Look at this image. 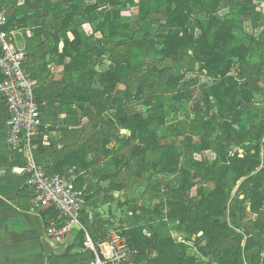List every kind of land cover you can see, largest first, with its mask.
Returning <instances> with one entry per match:
<instances>
[{
	"label": "rangeland",
	"instance_id": "374dc122",
	"mask_svg": "<svg viewBox=\"0 0 264 264\" xmlns=\"http://www.w3.org/2000/svg\"><path fill=\"white\" fill-rule=\"evenodd\" d=\"M90 2H96L99 10L87 23L80 22L85 23L79 30L83 48L95 44L107 48L106 55L97 56L100 63L95 71L115 69L114 60L125 61L132 50L144 57L135 69L124 70L127 75L117 87L119 92L101 101L102 108L88 106L85 118L78 112L88 135H103L110 144V152L98 157L100 172H92L90 179L99 180L115 159L123 165L117 175L120 190H110L109 182L104 183L106 188H100L84 210L93 208V219L107 223L104 229L111 232L104 237L107 242L120 230L136 251L143 236L161 233L185 243L186 254L202 261L196 249V244L205 247L207 242L201 224H192V213L174 220L170 212L180 205L203 204L213 192L212 210L221 212V205L227 206L220 195L224 189L230 200L237 197L242 182L237 181V160L253 156L252 144L243 147V141L252 134V124L264 121V0H204L197 6L182 0ZM59 4L61 0L51 5ZM100 28L105 31L97 32ZM168 32L184 47L182 53L163 52ZM208 43L218 46L213 54ZM234 46L243 48L240 61L232 57ZM211 58L213 69L208 71ZM241 61L251 66L241 72L251 77L245 90L238 76ZM228 113L231 117L226 118ZM136 114L155 121L164 150L161 158L150 155L148 160L157 167L139 170L138 158L130 153L137 142L129 137L124 122ZM259 138L263 142L264 133ZM254 151V158L259 156V164L264 165V143ZM146 257L154 259L157 253L147 250Z\"/></svg>",
	"mask_w": 264,
	"mask_h": 264
},
{
	"label": "trees",
	"instance_id": "16d2710c",
	"mask_svg": "<svg viewBox=\"0 0 264 264\" xmlns=\"http://www.w3.org/2000/svg\"><path fill=\"white\" fill-rule=\"evenodd\" d=\"M182 1L195 6L204 2V0ZM109 3L112 5L120 4L119 0H109ZM98 8L99 5L95 3L85 6L84 12H80L79 7L76 6L73 7V11L67 12L63 10L61 6H55L53 9V7L50 5L47 10L49 12L51 11L53 22L49 25V28L46 29L48 30L47 33L42 32L37 36L39 41H43L38 47H42V45L48 41L58 44L59 33L64 31V29L71 28L70 30L74 34V40L72 42H69L68 40L64 41L65 46L61 57L64 58L69 56L72 58V61L64 66V70L66 73L70 74V77L75 73H78L79 80L75 81V79H71V81L67 83L64 88L58 90L59 95H57V97H61L64 105H77L79 110L83 113L82 118L89 116V114H87L88 106L94 108L99 105L100 108H102L103 104L101 101L115 93H118L119 91L117 87L119 84L124 82V79L127 75L124 74V70L129 72L135 69L144 57L143 54L141 55L138 53L139 51L132 50L130 55L124 56L126 57L125 61L122 59L120 62L118 58L114 60L116 63L115 69H109L104 72L95 71V67L100 63V59L97 58V56L106 55L107 48L105 46H93L84 52L80 51V45L83 43L84 39L83 35L78 30L76 23H79V19H81L79 17L83 16L84 14L90 16ZM172 12H175V10H172ZM246 15H248L247 12ZM82 18L86 21L88 19L84 16ZM173 22L174 19L168 20L167 23L168 25H171ZM14 27L15 20H10L8 28L14 29ZM97 31L104 32L105 30L104 28H100V30ZM44 34H46L45 40L42 39ZM165 35L166 43L163 48V52L167 54L177 53V55L178 53H182L184 47L177 43L175 34L168 32ZM208 47L210 48V53L213 54L218 46L208 43ZM135 48L138 49V47ZM231 50L236 52L233 53L232 57L240 61L243 48L240 46H234V48ZM54 52L55 49H53L52 53ZM209 63L210 67L208 66L207 69L208 71H212L214 60L211 58ZM241 63L242 65H240V72L238 76H241V86L243 90H245L248 87L247 82H249L251 77H243L241 72L245 69V67L249 68L251 66L249 64L245 65L244 61H241ZM27 65L28 54L26 68ZM228 70L229 69L226 68L221 76H226ZM36 97L41 109L44 99L39 94H37V92ZM239 107L240 106L236 107V109H238L237 113L242 116V112L239 111ZM230 115L231 114L229 113L226 114V118L231 117ZM154 123L155 121L152 117L144 118L139 114H136L135 117L131 119L129 118L124 122V128L131 132V138L137 142L130 150V153L135 158H138L137 165L139 170H143L145 168L148 169V167H157V163L149 162V156L154 155V157L160 156L161 158V152L164 150L160 144L158 130L155 128ZM251 131L252 134H248V139L243 141L242 146L248 147L249 144H252L251 154L253 156L249 157L246 154V156L243 158H238L237 160V181L242 180L238 189L237 197L230 200L228 189H224L220 195L222 197V201H224L227 206H225L223 203L221 205V212H214V210H212L215 208V206L212 204L213 195H216L214 192L211 194V196H208L207 200L203 204H199L191 208L180 205L181 208L170 212V217L174 220L177 217L184 220V217H186L188 213H192V224H201L200 229L203 232V240H206L207 242L205 247L196 244V249L202 256V261H198L196 258L189 257L186 254L188 248L185 243L177 242L170 236H164L161 233H157L153 234L151 238L143 236V241H139L138 244L140 245L136 249V253L133 256L134 264H244L245 260L248 264H264V260L262 261L261 258V250L263 247L261 239L264 238V165L261 164V162L259 164V156L254 158V150L256 149L259 151L264 143L259 138L260 135L264 133V121L259 123L255 122L252 124ZM40 140L41 139L38 138L35 141V144L37 145L35 154H38L42 148ZM108 145L109 141L103 135H93L90 138H87L84 143H82V155L79 154L78 157L76 153L72 154L60 162V164L56 166L54 172L50 173L47 171V173L67 175L66 172H62L61 169L64 165L68 164L72 160L73 155L82 161L87 153L93 151L96 158L98 159L100 155L110 152L109 148H107ZM166 159L167 156L164 158V163H166ZM81 164H83L82 167L85 170H88L90 167L82 162ZM122 166L123 165L121 161H117L116 159L106 165V168L111 170L106 169V171L109 173L105 171L104 175L102 176V180L110 181L108 189L114 191L120 190L121 186L117 184V175L123 171ZM97 172H100V170L98 169ZM140 175V173H137V176ZM76 185L81 188L86 187V203L96 196L93 190L89 188L90 186H88L83 175L77 176ZM247 205H249L251 213L257 215L256 221L251 222L253 227L252 229L258 231L256 237H254L252 229H244L241 225L248 215L246 208ZM219 206V204L216 205V208ZM224 210L228 211L227 216H224ZM46 213V211L42 212V214ZM51 215L55 216L54 213H51ZM238 221H241V223ZM106 227H108L107 223L102 221L101 223L95 222L89 228L90 231L93 230L91 237L97 248L99 244L107 242L104 237H108L111 234L109 230L104 229ZM235 229H238L241 232H236L234 231ZM117 232L122 236L126 235L120 230H117ZM76 235L77 237H74L71 243L64 245H67L69 248L74 246L80 251L76 255H72V257L69 256V264H89L94 258V255L92 252L86 251L84 249V232L78 231ZM245 238V245L242 246ZM147 250L155 251L157 253V257L148 260L146 257Z\"/></svg>",
	"mask_w": 264,
	"mask_h": 264
},
{
	"label": "crops",
	"instance_id": "0c3cea01",
	"mask_svg": "<svg viewBox=\"0 0 264 264\" xmlns=\"http://www.w3.org/2000/svg\"><path fill=\"white\" fill-rule=\"evenodd\" d=\"M48 2L53 4L56 3V0H0V8L7 12L10 20H15L14 30L17 35L18 47L28 54L26 72L36 81V92L44 99L41 105L43 128L39 136L42 148L38 154L34 153V160L46 172L51 173L65 158L74 153L78 157L79 154L82 155V143L93 135H88L86 124L81 122V117H78V112H81L79 107L75 104L64 105L61 97H57L58 90L64 88L71 79L79 80L78 73L70 77V74L64 70V66L69 64L72 58L61 57L65 46L64 41L72 42L74 40L71 28L64 29L59 33L58 44L48 41L42 47H38L43 41H39L37 36L42 32L47 33L46 29L53 22L51 11L47 10L51 5ZM95 3H91L90 0H61L62 6L60 4L58 6L67 12L73 11V7L76 6L79 7L80 12H84L85 6ZM51 7L54 9L55 6L51 5ZM98 10L99 8L96 11ZM94 13L90 16L85 14L83 16L93 18ZM83 16L79 17L81 19L78 18L79 23H76L78 30L88 22L80 23L81 20H84ZM45 35L42 36L43 40H45ZM82 44L80 45L82 52L93 46H105L95 44L83 48ZM53 49H55L54 53H52ZM109 69H112L111 66ZM115 94L111 96L113 97ZM7 120L8 110L0 98V264H69V256L72 257L80 251L74 246L71 248L67 245L56 246L46 236V225L42 217L43 210L34 208L33 193L26 186L27 176L13 171L14 168L25 166L26 161L24 157L14 154L8 146ZM127 131L131 138V132L128 129ZM109 146L110 144L107 148H110ZM78 157L73 155L72 160L62 167V172H66L69 176L83 175L90 186L89 188L98 196L99 189L106 188L102 185L108 182L110 184L109 180L103 181L102 177L99 180L90 179L92 172L97 175L96 171L101 165L100 161L94 158L93 151L87 153L82 161ZM81 162L90 166L88 170L82 167ZM246 208L248 215L241 225L244 229L246 226H250L252 229L251 222L256 221L257 215L251 213L249 205ZM91 210L93 208L84 210L81 215V229L74 231V237H77L78 231H82L85 239L87 237L92 239L93 230L90 231L89 228L96 220L93 219ZM239 222L241 223V221ZM237 232L241 231L237 230ZM252 232L256 237L258 231L253 230ZM245 240L246 238L242 246L245 245ZM261 240L263 261L264 238ZM106 243L99 244L98 249L101 246L104 250ZM45 244H48V247H45ZM244 264H248L246 260Z\"/></svg>",
	"mask_w": 264,
	"mask_h": 264
},
{
	"label": "built area",
	"instance_id": "2783aa9c",
	"mask_svg": "<svg viewBox=\"0 0 264 264\" xmlns=\"http://www.w3.org/2000/svg\"><path fill=\"white\" fill-rule=\"evenodd\" d=\"M9 22L7 12L0 8V98L8 110L7 142L10 150L26 161L13 171L27 176L34 208L47 212L42 214L46 236L54 245L64 246L74 239V231L81 229L86 187L76 185V176L48 174L34 160L35 141L43 128L37 83L26 72L27 54L18 47L16 31L8 28ZM104 245V250L98 249L91 238L85 239L84 249L94 255L89 264H134L136 251L122 235L113 233Z\"/></svg>",
	"mask_w": 264,
	"mask_h": 264
},
{
	"label": "water",
	"instance_id": "95a60500",
	"mask_svg": "<svg viewBox=\"0 0 264 264\" xmlns=\"http://www.w3.org/2000/svg\"><path fill=\"white\" fill-rule=\"evenodd\" d=\"M45 247H48V244H45Z\"/></svg>",
	"mask_w": 264,
	"mask_h": 264
}]
</instances>
